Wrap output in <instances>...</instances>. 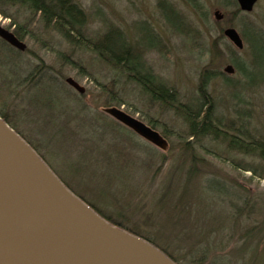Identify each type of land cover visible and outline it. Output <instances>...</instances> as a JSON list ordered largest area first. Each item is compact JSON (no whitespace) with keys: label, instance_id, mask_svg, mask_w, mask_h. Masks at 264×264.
Returning <instances> with one entry per match:
<instances>
[{"label":"rangeland","instance_id":"rangeland-1","mask_svg":"<svg viewBox=\"0 0 264 264\" xmlns=\"http://www.w3.org/2000/svg\"><path fill=\"white\" fill-rule=\"evenodd\" d=\"M78 2L89 15V37L121 30L115 39L133 46L189 104L199 98L200 78L207 74L206 92L215 101L216 117L241 118L248 128L264 133V0L249 12H242L236 0ZM217 11L224 18L229 14V21L216 20ZM13 13L15 20L0 14V24L10 31L16 29L14 22L28 18L22 10ZM228 27L243 37V50L224 36ZM34 32L40 42L26 40L25 52L0 42V111L33 140L58 177L102 217L152 240L180 264H264V227L247 247L242 241L247 232L253 237L260 233L253 228L264 222V180L244 171L256 162L211 138L187 154L179 118L150 108L136 87L123 84L92 54L71 53L62 45L61 54L75 66L70 60V65L56 63V54L45 50L50 35L40 27ZM231 58L241 62L242 72ZM40 63L49 73H42L36 86ZM229 65L232 74L225 72ZM68 78L85 93L70 87ZM113 100H122L124 105L114 107L132 117L154 118L169 148L156 147L107 114L104 109ZM194 163L198 167L187 199L191 192L195 196L187 202V176ZM242 187L249 192L244 195Z\"/></svg>","mask_w":264,"mask_h":264},{"label":"water","instance_id":"water-1","mask_svg":"<svg viewBox=\"0 0 264 264\" xmlns=\"http://www.w3.org/2000/svg\"><path fill=\"white\" fill-rule=\"evenodd\" d=\"M251 11L257 0H237ZM216 20L224 18L217 11ZM225 37L242 50L235 28ZM0 38L24 51L26 45L0 25ZM225 72H234L231 65ZM66 82L84 94L72 78ZM106 113L165 150L167 141L118 108ZM0 264H176L150 242L102 218L71 192L35 150L0 117Z\"/></svg>","mask_w":264,"mask_h":264},{"label":"trees","instance_id":"trees-1","mask_svg":"<svg viewBox=\"0 0 264 264\" xmlns=\"http://www.w3.org/2000/svg\"><path fill=\"white\" fill-rule=\"evenodd\" d=\"M18 10H22L28 15V18L22 22L15 23L13 21L16 25V29L12 32L21 42H26V40L38 41L37 37L34 35L36 34L34 30L40 27L44 35H50V38H47L49 43L45 45V50L56 54V63L60 60L62 64L66 61L67 64L70 65L71 62V64L75 66V62L69 57L61 54L62 45H65L67 50L71 51V53L85 52L94 55L100 64L107 67L116 78H123V84H132L133 87H136L141 94V98L150 108L153 107L158 109L162 115L170 113L176 118H179L185 130L184 138L187 140L182 150H185L187 154H195L193 152L195 147L202 144L204 140L208 138H211L213 141L221 140V142L226 145L228 151L239 153L243 157L252 159V162H256L254 168L247 167L244 168V171L252 172V174L264 180V133L248 128L246 124L242 122L241 118L240 121L238 119L230 122L226 119L216 117L215 101L206 92V83L209 77L207 74L201 75L198 88L199 98L196 99L195 102L189 104L185 102L176 90L166 85V83L141 60L139 53L133 50V46L125 44L124 41H120L119 39H115L116 35L120 33L121 30L112 28L103 35L94 38L89 37V35H87L89 15L78 0H0V14L3 15V17L15 20L17 17L14 15L13 11L18 12ZM228 21L229 14L226 13L224 22ZM55 41L59 42V44H56ZM13 51L16 50L13 49ZM67 60H70V62ZM231 61L240 72L243 71V66L240 61L236 58H231ZM50 66H48V68L51 69ZM52 66H55L54 63H52ZM40 68L43 70L37 76L38 80L35 81L36 86L39 85V77L41 74L44 72L49 73L48 70H45L46 66L43 63H40ZM79 68L83 72V67ZM50 74L51 76L54 75L53 73ZM121 102L122 100H113L114 105L109 108L124 105ZM105 110L106 108L104 111ZM71 114L72 113L66 114L65 116ZM81 114L85 119L91 120V122L94 123L92 118H89L82 112ZM144 116L145 118L142 117L140 120L152 129L158 131L166 139V133L163 129H160L155 119L148 114H144ZM0 117L44 159L38 146L29 136L22 134L21 130L10 121V116L0 111ZM93 126L95 127L96 124ZM211 153L215 154L214 152ZM197 167L198 165L194 163L187 176V190L184 194L187 202L192 200L194 198L193 196H195L194 192H191V199H187L191 183L195 179L192 173ZM60 179L69 190L87 203L82 196L71 188V184L65 182L63 178ZM242 191L244 195L246 191L249 192L245 187H242ZM199 201L203 206L201 195ZM244 210L245 207L243 210L240 209L238 215L244 212ZM200 211H202V209H200ZM262 227H264V222L260 227L253 228L255 231L260 229V233L254 237L253 235L250 236V232L243 234V248L247 247V243L262 236ZM126 230L136 236L142 237L139 233L129 229ZM206 235L203 236V239ZM146 240L154 244L152 240ZM231 244L230 248L234 247V243ZM158 248L167 254L176 264H180L177 260L172 258L164 248ZM187 253L189 256L191 255V252ZM196 264H200V262Z\"/></svg>","mask_w":264,"mask_h":264},{"label":"flooded vegetation","instance_id":"flooded-vegetation-1","mask_svg":"<svg viewBox=\"0 0 264 264\" xmlns=\"http://www.w3.org/2000/svg\"><path fill=\"white\" fill-rule=\"evenodd\" d=\"M0 42L4 43V41H3V40H1V39H0ZM5 43H6V42H5ZM6 44H7V43H6Z\"/></svg>","mask_w":264,"mask_h":264}]
</instances>
